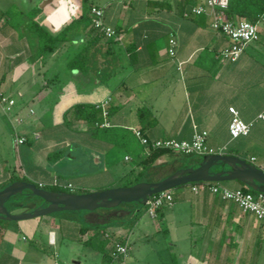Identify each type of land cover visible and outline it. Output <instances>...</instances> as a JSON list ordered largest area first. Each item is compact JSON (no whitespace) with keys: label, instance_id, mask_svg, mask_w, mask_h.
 Here are the masks:
<instances>
[{"label":"crops","instance_id":"1","mask_svg":"<svg viewBox=\"0 0 264 264\" xmlns=\"http://www.w3.org/2000/svg\"><path fill=\"white\" fill-rule=\"evenodd\" d=\"M16 1L0 0V94L15 102L10 111L0 106V133L9 132L14 150L8 151L14 159L10 162L0 149V186L17 179L74 193L114 188L109 166L126 149L96 135L95 127L126 129L134 135L140 130L150 140L176 141H191L205 131L210 148L225 146V154L264 170V121H256L246 136L232 138L229 133L231 107L245 122L264 110V23L258 24L259 39L236 62L226 63L220 52L230 44L228 38L211 27V17L189 15L187 0H88L91 7L104 9L105 22L118 30L117 36L95 41L98 35L85 29L73 42H62L37 58L33 21L57 33L85 3L22 0L23 8ZM171 36L177 41L174 56L168 52ZM84 44L90 45L87 73L67 67ZM104 102L105 114L100 107ZM75 105L94 106L101 121L94 125L77 119ZM18 138L25 141L19 144ZM167 158L163 155L155 163ZM124 160L132 161L127 152ZM131 170L139 172L142 166L126 173ZM170 175L155 174L159 180ZM216 184L233 190L247 187L237 180ZM175 189L173 204L149 213L151 220L133 209L134 224L144 225L145 236L150 228L162 234L165 244L156 248L153 264H264L261 220L212 193L208 185L198 192L191 185ZM34 205L13 202L9 210L18 214ZM63 220L45 216L0 224V264H46L41 245H62L64 236L83 245L82 253L89 258L95 250L101 252V264H108L106 252L117 239L130 248L126 264L148 262L132 250L134 230L117 225L102 231L97 220L70 227Z\"/></svg>","mask_w":264,"mask_h":264},{"label":"built area","instance_id":"2","mask_svg":"<svg viewBox=\"0 0 264 264\" xmlns=\"http://www.w3.org/2000/svg\"><path fill=\"white\" fill-rule=\"evenodd\" d=\"M228 5L229 0H201V2L192 6L190 12L197 16L204 15L212 18L211 27L228 38L230 42V44L220 52V58L226 63H234L239 59L242 52L251 42L259 39L260 30L257 23L250 22L246 19L226 18L222 11L227 9ZM90 17L94 29L103 34L105 38L113 39L117 36L115 29L106 24L105 11L103 8L93 6L90 10ZM176 46L177 41L174 36H171L168 48V52L171 56L175 55ZM14 103V100L0 94V106L3 108L6 107V111H10ZM107 104L108 102H104L100 106L104 114L106 113L105 106ZM229 110L232 115L229 124V133L232 138L248 135L256 121H264V110L257 116L256 120L252 122L243 121L236 108L231 107ZM134 133L140 144L144 146L145 153H149L152 149L169 150L184 155H216L225 154L226 151L225 146L217 149L210 148L207 145V132L205 131L196 133L191 141H176L173 139L150 140L145 137L140 130H134ZM16 140L19 144L25 141L24 138H18ZM204 185H208L212 193L220 194L223 199L237 204L243 212L255 215L264 224V193L257 191L250 192L244 188L233 190L218 184L210 185L206 182L193 184L191 186L195 192H198ZM39 187L43 188L42 184H39ZM69 187L72 189L71 185ZM173 201L174 197L172 190L156 194L147 202V211L151 215H155L162 207L172 205ZM129 251L130 248L126 242H112L108 249V264H126Z\"/></svg>","mask_w":264,"mask_h":264},{"label":"water","instance_id":"3","mask_svg":"<svg viewBox=\"0 0 264 264\" xmlns=\"http://www.w3.org/2000/svg\"><path fill=\"white\" fill-rule=\"evenodd\" d=\"M237 180L247 188L264 193V170L256 165L229 154L204 155L198 166L187 167L161 180L139 182L128 187L110 188L103 191L74 193L52 191L33 182L14 181L0 189V220L20 221L48 216L58 212H92L98 209H115L122 204L146 205L159 193L193 183H219ZM27 194L40 198L43 205L28 212L14 214L9 210L11 199Z\"/></svg>","mask_w":264,"mask_h":264},{"label":"trees","instance_id":"4","mask_svg":"<svg viewBox=\"0 0 264 264\" xmlns=\"http://www.w3.org/2000/svg\"><path fill=\"white\" fill-rule=\"evenodd\" d=\"M85 3V7L82 11L76 12V10L71 12L70 15V21L67 24H64L61 29L57 33H52L40 25H38L36 22L33 21V26H31L32 31L37 33L39 37V43H38V49H37V58L43 57L45 54L52 52L60 43L62 42H73L74 39L78 38L85 29H89V32H95L98 36L95 41L99 40L100 38H103V34L98 32L94 29V27L91 24V17H90V10L91 7L88 3V0H83ZM199 0H187V5H190V10L192 6L198 4ZM222 13L226 18H241L246 19L253 23H264V0H229L228 8L223 10ZM189 15L191 16H197L192 14L189 11ZM204 16V15H201ZM116 33H118V30H115ZM107 39V38H106ZM110 40V39H109ZM89 44H84L79 51L75 52L67 61V67L69 69H78L83 73H87L89 69V56H88V49ZM98 56L96 55V58ZM96 76L103 82L106 80L105 76H103L102 72H98ZM72 112L75 115L77 119H85L86 121L92 123L95 125V123H99L101 121L100 118V111H98L94 106L90 105H75L72 108ZM98 136H104L108 141H110L113 145H117L120 147L125 148L128 150L131 155L136 159L137 165L142 166V170L139 172H136V170H131L124 178L129 182L130 184L128 186H132L136 183L143 182V181H158L155 177V174L158 170L163 167V165L155 166V162L161 158L163 155L169 156L171 159L174 158L176 162H178L180 157H184L187 162L185 164H182L179 168H176V171L180 168H187V167H196L198 166L199 162L203 158L204 155H197V154H191V155H184V154H178V156H175V153L169 150H162V149H152L149 151V153H145V148L143 145L140 144V142L137 140L136 136L129 130L121 129V128H104L101 129L99 127H95L93 129ZM178 160V161H177ZM147 178V180H145ZM134 179V180H133ZM133 180V181H129ZM14 181H18L17 179L11 180L7 184L1 185L0 189L5 188L9 184L13 183ZM197 184V183H193ZM189 184V185H193ZM210 185L216 184V183H208ZM247 191L254 192V190L250 188H244ZM52 191H62V189H59L58 187H50ZM28 191L25 192V194L17 195L16 197L11 199V202H19L23 204L29 203V201L35 202L36 206L43 205V201L34 196H30V200L26 199V194ZM19 196H24L25 201L20 200ZM131 205L135 206H143L136 203H129ZM146 206V205H144ZM148 208V206H147ZM104 210H111V209H104ZM134 211V210H133ZM137 216L141 214V209H137ZM120 217L119 218H113L110 222L107 224H104L103 226H98V229L105 230L109 226H117L120 225ZM82 226H87V224H83ZM117 242H123V240L117 239L114 240ZM112 241V242H114ZM105 245V244H104ZM108 254V252H106ZM109 261V259H108Z\"/></svg>","mask_w":264,"mask_h":264},{"label":"rangeland","instance_id":"5","mask_svg":"<svg viewBox=\"0 0 264 264\" xmlns=\"http://www.w3.org/2000/svg\"><path fill=\"white\" fill-rule=\"evenodd\" d=\"M17 5L20 7L25 8L26 5H24L22 3V0H18L16 1ZM17 16L18 18L21 15V13L17 12ZM49 124V123H48ZM11 135L9 134V132L7 131L6 134L4 132L0 133V149L2 150V153L9 158L10 162H13V156L8 153L9 152H14V150L12 149V142H11ZM11 147V148H10ZM123 148V147H122ZM11 150V151H10ZM127 152L130 156L132 161L129 162H125L124 160V153ZM13 154V153H11ZM167 162L164 163H155V166H160L163 165L162 168H160L158 170L157 168V173L156 175H160V177L164 176V175H170L172 174L175 170L173 168H179L182 164H185L187 162V160L184 157H180L176 162V160H174V158H167ZM137 165V161L136 159L131 155V153L128 150L125 151H121V153H119V157H118V163H116V165H110L109 168L112 170V174L115 178L114 183L112 184V187L117 188V187H128V185L130 184L129 182H127V180H125L124 176L126 174H128V172L126 173V171H128L130 168L135 167ZM122 168V169H120ZM183 169V168H180ZM180 169H178L177 171H179ZM119 170H124L125 173L124 175H121V171L120 173L117 174V172ZM157 177V176H155ZM134 180V179H133ZM133 180H129V181H133ZM147 180V178L145 179ZM10 182V181H9ZM31 182H33L34 184H36L37 186H39L38 181L36 180H32ZM144 182V181H143ZM145 182H149L148 180ZM153 182V181H151ZM45 189H50V187H45ZM110 189V188H108ZM178 189H173L172 193L177 191ZM180 190V189H179ZM69 191V190H68ZM80 193V192H79ZM20 200L25 201V197L24 196H19ZM13 201L9 204V207L11 208ZM163 208V207H162ZM133 209H141V214L143 215L145 214V218H147V220H151V216L149 215V212L147 211V206H135V205H131V204H122L121 206H119L118 208L115 209H111V210H104V209H98L92 212H88V211H81V212H68V211H63V212H58L55 214H51L48 216H56L59 219H64L67 222H69L68 224H70V227L74 226L75 223L78 222H91V220H97L98 222H101V226H103L104 224L102 223L104 220H106L107 222H110L113 218H119V215L121 216V220H120V225L134 230L135 235L132 237V250L133 252L136 254V256H138V259L141 257V259H144L146 263L149 264H153L158 258L156 255V248H159L161 246H163V241L162 240V234L161 236L158 235V233L156 234L154 232V230L152 228L149 229L147 235L145 236V233L143 232L144 230V225H136L134 224V215H133ZM165 210V209H164ZM130 211H132V213H129ZM125 214V216H123ZM45 217V216H43ZM41 218V217H39ZM63 220V221H64ZM0 224L2 226H7V224H9V221H0ZM59 224V223H58ZM99 224V225H100ZM59 226V225H58ZM58 232V238H59V230ZM166 242V241H165ZM67 244H70V246H68ZM168 244V241H167ZM43 252L46 253V264H75L74 261L76 260V262H81V264H101L102 263V254L101 252H99L98 250H95V253L93 254V257L90 256H85V254H83V249H85L83 247V245L77 243V242H73L72 237L70 236H64V240H63V244L62 245H58L53 247V246H47V245H41ZM75 258V260H73ZM128 259V258H127Z\"/></svg>","mask_w":264,"mask_h":264}]
</instances>
